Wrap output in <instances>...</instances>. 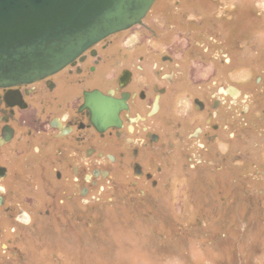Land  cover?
Returning <instances> with one entry per match:
<instances>
[{
  "label": "flooded vegetation",
  "instance_id": "1",
  "mask_svg": "<svg viewBox=\"0 0 264 264\" xmlns=\"http://www.w3.org/2000/svg\"><path fill=\"white\" fill-rule=\"evenodd\" d=\"M146 16L45 79L0 87V225L15 239L0 228V260L17 255L15 227L105 194L151 200L165 180L221 171L230 141L246 136L251 96L187 64V51ZM201 41L193 47L205 53L211 41Z\"/></svg>",
  "mask_w": 264,
  "mask_h": 264
},
{
  "label": "rangeland",
  "instance_id": "2",
  "mask_svg": "<svg viewBox=\"0 0 264 264\" xmlns=\"http://www.w3.org/2000/svg\"><path fill=\"white\" fill-rule=\"evenodd\" d=\"M146 15L150 28L187 51V64L251 96L246 136L230 141L221 171L165 180L151 200L105 194L15 227L17 255L0 264H264V119L255 113L264 111V0H155ZM204 38L211 41L205 53L193 47ZM0 228L13 239L10 227Z\"/></svg>",
  "mask_w": 264,
  "mask_h": 264
},
{
  "label": "water",
  "instance_id": "3",
  "mask_svg": "<svg viewBox=\"0 0 264 264\" xmlns=\"http://www.w3.org/2000/svg\"><path fill=\"white\" fill-rule=\"evenodd\" d=\"M155 0H0V87L32 84L140 25Z\"/></svg>",
  "mask_w": 264,
  "mask_h": 264
},
{
  "label": "bare ground",
  "instance_id": "4",
  "mask_svg": "<svg viewBox=\"0 0 264 264\" xmlns=\"http://www.w3.org/2000/svg\"><path fill=\"white\" fill-rule=\"evenodd\" d=\"M154 4V3H153ZM149 12V11H148ZM128 32V31H127Z\"/></svg>",
  "mask_w": 264,
  "mask_h": 264
}]
</instances>
